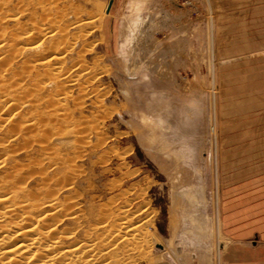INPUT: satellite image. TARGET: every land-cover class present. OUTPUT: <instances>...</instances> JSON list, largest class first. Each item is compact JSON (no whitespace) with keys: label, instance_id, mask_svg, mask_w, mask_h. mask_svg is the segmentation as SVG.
Returning a JSON list of instances; mask_svg holds the SVG:
<instances>
[{"label":"rangeland","instance_id":"374dc122","mask_svg":"<svg viewBox=\"0 0 264 264\" xmlns=\"http://www.w3.org/2000/svg\"><path fill=\"white\" fill-rule=\"evenodd\" d=\"M0 101L102 264H264V0H0Z\"/></svg>","mask_w":264,"mask_h":264},{"label":"bare ground","instance_id":"6f19581e","mask_svg":"<svg viewBox=\"0 0 264 264\" xmlns=\"http://www.w3.org/2000/svg\"><path fill=\"white\" fill-rule=\"evenodd\" d=\"M50 35L53 36V33H50ZM39 46L40 44H37V46L32 47V49L37 50ZM4 104L3 101H0L1 106ZM5 164V160L1 159L0 170L3 169L4 171ZM17 165L18 163H14L12 169H9L10 173H6V175H2V172H0V264H102L103 261H99V259L101 256L104 257L109 254L107 245H109V241L111 239L113 240V238L108 240L106 239L107 236L104 238L105 234H103L104 239L101 240V236L100 240H97L100 244L104 243V245L101 246H105V249L102 250L96 249L97 243L95 245V240L79 241L75 238L76 229L70 231L69 228H63L67 222H71L72 224L73 222H77L76 220L78 218L75 216V212H72L71 214L66 213L67 210L69 212V207L72 208L74 205H67L68 209H63L60 207L61 205L59 206L60 200H58L57 197H51L53 193L47 195L50 191L49 188H46L45 186L42 187V189L46 188V191L48 190L45 197L43 196V190L40 187L41 184L39 186L38 183H36L37 186L35 184H31L34 182V179L30 180V176L29 178L27 177L28 180H25L23 177L18 175L20 173L12 175L11 173H14L16 167H18ZM68 188H71V186ZM125 212L126 211L123 212L124 215L127 214ZM120 213V215H122V212ZM110 216L113 217V215ZM103 219L104 218L102 217V220ZM97 220H99V218ZM107 220H109V218ZM127 221L117 223L116 220L115 223L117 225H115V227H113V223L112 227L117 229L111 231H116L114 234L116 235L117 241L121 236H117L119 233L130 237V234L133 232V227H128L129 225L126 223ZM98 226L95 227L98 228ZM102 227L107 228L105 225ZM112 227L110 229H113ZM111 231L109 233L110 235H112ZM108 232L105 231L106 234H108ZM116 242H114V244H118ZM111 246L114 247L113 243H111ZM119 252L117 253L119 254ZM107 257L109 258V255L103 259L105 260Z\"/></svg>","mask_w":264,"mask_h":264}]
</instances>
